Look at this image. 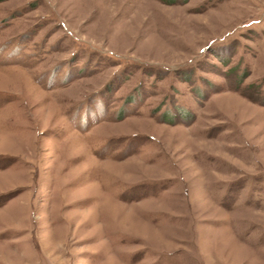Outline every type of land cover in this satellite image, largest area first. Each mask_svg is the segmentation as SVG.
<instances>
[{
  "label": "rangeland",
  "instance_id": "rangeland-1",
  "mask_svg": "<svg viewBox=\"0 0 264 264\" xmlns=\"http://www.w3.org/2000/svg\"><path fill=\"white\" fill-rule=\"evenodd\" d=\"M0 264H264V0H0Z\"/></svg>",
  "mask_w": 264,
  "mask_h": 264
}]
</instances>
